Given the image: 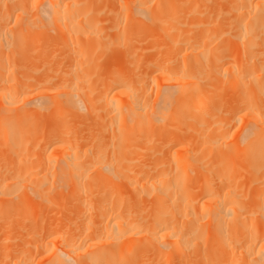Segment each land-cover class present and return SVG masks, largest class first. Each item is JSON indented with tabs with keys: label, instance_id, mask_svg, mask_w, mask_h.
<instances>
[{
	"label": "bare ground",
	"instance_id": "bare-ground-1",
	"mask_svg": "<svg viewBox=\"0 0 264 264\" xmlns=\"http://www.w3.org/2000/svg\"><path fill=\"white\" fill-rule=\"evenodd\" d=\"M211 1L129 0L128 3H125L122 0L123 4L119 8L109 9V12L111 10L115 15L113 22L104 23L102 22L104 17L101 19L99 14H92L94 11L100 10H94V5H89V0H0V46L2 47H0L2 49L0 54L3 57L7 52L10 53L9 50L12 46H15L14 48L17 47V49L12 50L13 56L20 58L22 54L25 55L31 51L28 47L33 43V40L35 42L38 37L49 35L50 40L47 42L51 43L53 48L55 45L58 46V49L53 50L52 47L50 49L54 51V55L63 54L65 57L63 60L66 59L65 64L67 62L66 65H68L65 66L61 60L63 67H67V69L64 68L66 70L62 71V67H60L59 72L57 67L55 71L60 74H56V72L51 74L52 78L47 79L50 84L44 79V76L42 78L46 82L42 81L41 77L40 79L39 77L35 78L34 74L31 75V79L26 77V80L22 74V82L20 79H16L17 77L21 78L19 73H16V77L13 75V78L11 75L15 74L17 69L19 72L16 64L21 61H17L15 64L16 59L19 58L13 57L14 63H11L9 60L11 55L7 54L9 57L6 56L7 60L10 63H8V67L5 66L7 68L5 71L9 73V76L7 73L6 75L10 79L4 77L5 67L2 69V66L5 65V62H2L3 65L0 63L1 111L6 113L9 109L7 113L12 110L10 113H13L14 110L19 113L21 110V115L29 112V110L25 112L23 108L16 109L18 106L15 103L19 101L18 98L22 92L19 93V89H17L18 92H16L17 90L8 91L5 89L6 85H9V90H12V87H22L20 84L27 82L24 85L29 90L30 85H32V89L35 85L29 84L30 82L36 84L43 82L45 83L43 85L48 83L47 92L52 97L49 101L48 93L44 92V97L48 98L46 102V99L39 95L40 98H43V102L40 99L38 106L43 107L52 99L53 102L50 104L55 113L53 117L56 119L53 121H58L59 127L63 126L64 129H68L66 123L70 122V117L67 114L78 113L82 109L87 114H94L95 119L93 120L98 122L99 128L102 127V131L95 132L91 125L89 130H83L84 133L80 132L82 135H86L89 131L90 134L92 133L90 136L88 133L86 138L77 135L79 132H75V129L78 128L73 129L74 131L65 129L62 134L52 131L49 137L52 152L49 153L51 156L47 155L48 160H51L49 163L52 169L47 164L45 165V167L48 166L47 171L52 170L50 171L52 173L48 174L52 180L47 175L51 182L49 181L48 185L50 189L45 190L52 192L51 196L49 195L51 204L55 203L60 196L61 200H58L61 203L64 202L62 203L63 208H65L64 206L69 207L72 203L69 204V198L64 201V197H72L73 206H71L77 209L78 213L75 216L72 213V215L66 214L68 217L66 221L65 218L64 220L63 217L61 218L66 225L64 223H57V225H64L62 227L65 228L64 230L58 231L56 224H54L56 230H52L54 225H50V235L45 236V241L34 245L36 248V252L33 251L34 255L27 254L28 257L26 256L27 251L31 253L30 249L35 250L33 245L29 249L27 247L29 244H27L28 249H25L26 252H24L20 250L23 247L20 245L19 248L18 243L19 250L15 248L17 252H12L17 254H13L15 259L12 264H33L35 260V264L37 260L38 263H42L44 260L42 264H142V259L146 260L145 264H264V212L262 209L264 195L261 190L264 178V111L261 108V105L264 106V0H224L225 3L222 0L225 7L223 9H226L224 15L218 13V9L222 6V4L220 6L221 0H219V6L216 3L218 9ZM124 4L128 11H121ZM210 4L212 10L224 18L219 16L220 21L211 19L210 15L207 18L211 9L209 8ZM206 5L209 10L202 7ZM199 7L201 10L204 9L205 13L208 12V14H204L200 11L204 16L206 15V18L203 15L202 18L201 13L199 16L196 15L199 12ZM133 13L142 24L139 27L144 28L152 24L151 29L154 28L153 33L156 32V39L157 36H160L159 39L164 37H166L164 39H168L165 41L158 39L162 43L158 42L157 44H160L159 49H164L160 46L165 43L163 44L167 47L165 49L168 51L170 48L171 52L170 50L167 52L168 55L166 58L164 56L165 59L161 58L166 55V51L165 54H162L164 50L158 51L161 52V55L157 53L158 48L155 50L157 45L153 44L155 40L151 39V35V41H149L150 43L146 42L147 46L144 47L142 55H145L154 45L153 48L155 47L156 52L155 56L154 54L152 56L154 58L145 60L142 56L137 57L134 59L135 61H132V64L136 65L134 70L127 69V66L112 68L110 75L104 78V82L99 87L88 85L89 90L85 92L81 88V84L86 81V77L85 74L78 72L82 63L76 64L77 60L83 59L87 65L92 63V54L98 51L100 46H103L102 41L109 36L111 30L115 31L118 36L108 37V43L111 46L119 47L122 41L120 38L130 32L129 30L126 32L125 28L131 21L132 16L130 15ZM215 15L213 18H216ZM106 19L108 22V18ZM153 24H156L155 27H152ZM136 27L134 30L142 33L143 29ZM156 27H159V31L163 35H160L161 32L159 33ZM120 34L123 36L121 37ZM148 34L150 35V33ZM123 39L125 40V37ZM169 40L170 42H166ZM133 42L132 34L126 36L124 42L126 45ZM167 44L170 45L169 48ZM24 46L28 51L24 52ZM56 49L61 52H56ZM1 55V60L6 59V57L2 59ZM156 56L164 60L160 61ZM73 57L77 60H73ZM143 60L148 68L147 74L151 78V81L146 84L144 77L140 76L141 70L138 69ZM75 64L77 67H74ZM23 65L20 64V66ZM40 68L38 67V70H41ZM159 69L161 70L158 71ZM61 72L64 73L61 74ZM33 77L39 81L32 82ZM48 77L50 76L48 75ZM27 78L30 80L29 83ZM155 81H157V91L154 87ZM149 88L152 89L151 92L148 91ZM40 89L45 90L42 87ZM29 91H26L25 95L31 94L30 97H33L37 93L32 94L35 90L31 93H28ZM228 93L233 94V99L230 102L227 99ZM23 97L21 100L26 98L23 99ZM34 98H37L36 101H38V94L31 98L33 100H30V103L33 102L34 105H37L38 102ZM6 100L10 101L9 104H13L10 106H14V109L4 102ZM26 101L24 102L29 103V100ZM79 101H83L84 107H79ZM227 101L228 103H226ZM50 104L48 106H51ZM24 108L27 109V106ZM52 111L50 110V112ZM38 114L40 113L38 112ZM1 115L5 117L4 114ZM3 117L0 119V136L3 135V129L8 135L4 134L2 136L4 138H0L3 140L2 142L0 140V144L4 143L8 148L7 151L12 152L11 148L17 142L14 135L16 132L13 129L15 126L11 125H15L11 120L15 116L12 115L9 120L8 118L5 120ZM87 118L90 119L88 116ZM5 121L11 126L6 123V128ZM97 122L95 123L97 124ZM35 125L33 123V126ZM71 125L68 127L72 128ZM170 125L174 127V130L170 134H166L167 137L164 138L160 131H164V128H168ZM16 127L18 128V126ZM116 127L119 129L118 132H116ZM32 128L31 132L34 134V127ZM35 136H33V140ZM82 137L84 140L91 139L90 143L94 141L93 145L85 140L87 142L85 144L90 146L83 144L85 145L83 148ZM24 138L26 139V137ZM49 138H47V142L50 141ZM37 142L39 143V140L36 141V144H38ZM8 146H11L10 150ZM22 146L27 147L28 145ZM39 146H37L39 149H41L40 147L44 148L43 144ZM5 147L3 145V148H0L7 152ZM14 147L13 150L16 151L17 146ZM2 149L0 150L3 151ZM28 150L29 147L26 152ZM15 151L12 153L15 154ZM17 159L13 161L16 163ZM23 159L25 158L23 157ZM3 162L5 164V161ZM15 163L12 162L13 166L19 165ZM2 166L0 165V169L3 170ZM6 166H4V170L10 169V165L9 168ZM13 166L12 170L18 168V166L17 168ZM31 166H26L27 168L24 167L19 171L24 172L25 169H28L27 172H29ZM2 170L0 173L3 172ZM12 170L8 171H11L12 174L15 173ZM8 171L7 174L10 176ZM30 171L36 173L35 170L30 169ZM40 172L37 176L40 175ZM7 174L6 177H8ZM22 174L20 173V175ZM30 174L31 178L34 177L32 173ZM11 176V180L7 178L11 181L10 186L7 185L8 180L3 183L4 179L1 181L0 178L3 183L0 186L4 190L6 189L5 192L7 195L9 194L8 196L14 192L10 193L9 189L12 188L15 191L17 189L15 186L13 189L12 184L15 185L17 182L19 184V180L23 181V178L26 177L24 175L19 177V174ZM196 176L201 177L199 181L195 180ZM12 178L14 179L12 180ZM15 179L18 181L13 182ZM25 179L28 180V176ZM29 180L32 181L34 178L32 180L29 178ZM40 181L41 179L38 182L41 183ZM24 183L27 184L26 181ZM24 183L22 182L23 185H25ZM3 185L8 187L9 193ZM41 185L39 188L43 187ZM36 186L38 187L37 184ZM32 187L30 186V188ZM1 189L0 193L2 192L6 197V193ZM46 191L45 193H47ZM27 192H25L26 195L24 194L26 199L24 195H22L23 198L15 196L22 205L32 200L30 196L27 198L29 194ZM32 193L34 194V192ZM39 193L41 194L40 191ZM42 194L41 197L46 195ZM60 194L64 195V200ZM37 195H35L36 198ZM15 198L12 197L13 200ZM43 199H40L41 202L44 201ZM7 200L9 201L8 198ZM41 202L42 206L44 202ZM44 204L47 202L45 201ZM18 205H20L18 208H21L19 202ZM58 205L60 204L55 207ZM25 206L27 212L19 208L22 213L19 211L17 215L23 214V212L34 213L36 210L34 206H32L33 209L27 208L30 205L25 204ZM38 206L40 205L38 204ZM45 207L46 205L42 207L43 209L37 207L39 209L36 210L37 213L43 211ZM62 207L60 209L59 206L61 212ZM15 209H17V204ZM47 209L44 210L46 213ZM59 209L57 207V210ZM65 210L67 209L65 208ZM60 211L57 212L60 214ZM54 212L51 213L55 214ZM13 214L10 215L13 216ZM32 214L23 215L35 217L31 216ZM17 217L20 218V216ZM43 218L45 219L46 216ZM20 219L19 221L16 219V221L23 220ZM12 222L8 223L10 230L7 232V244L13 241L16 237L14 234L21 227L18 228V222H16L17 224ZM26 222H24L26 228L37 225V223H34L35 226L31 225L30 221L26 225ZM33 222L31 221L32 224ZM11 223L13 227H11ZM40 223H38V227L44 226ZM3 224L6 226L5 221ZM2 226L0 227L2 228ZM45 226L48 227L46 224ZM16 227L18 229L13 230V233L11 228L16 229ZM46 227L44 228L48 231L49 229ZM35 228L33 231L37 232V228ZM40 228L44 232L43 227ZM40 228H38L39 231ZM18 231L19 239H21L20 237L23 236L21 233L25 230L22 231L20 228ZM35 231L33 233H36ZM38 234L43 235L40 232ZM49 236L51 237L47 240ZM54 239L59 243L54 242ZM22 240L20 241L22 242ZM53 242L58 246H51ZM25 244L23 245L25 246ZM2 250L6 251V247ZM8 256L6 254V257ZM23 256H25L24 259L21 258ZM4 261L6 260H0V264H11L10 260H7L8 263Z\"/></svg>",
	"mask_w": 264,
	"mask_h": 264
},
{
	"label": "rangeland",
	"instance_id": "rangeland-1",
	"mask_svg": "<svg viewBox=\"0 0 264 264\" xmlns=\"http://www.w3.org/2000/svg\"><path fill=\"white\" fill-rule=\"evenodd\" d=\"M78 1H81V0H78ZM123 1H125V3H128L129 2V0L127 1V0H123ZM224 1V0H223ZM222 0L220 1L221 3H220V6H221V4H222V8L220 7L219 9H218V7H216V5L217 6H219V0L217 1V0H212L211 1V3L212 4H215V8L216 9H218V13H223L222 15H224V12H225V10L226 9H223V8H225L224 7V5H223V3H225V1L223 2ZM89 2H90V4L89 5H94V10L96 9H98V10H100V11H98V12H100V13H98V12H96V11H94V13H92V14H94V15H98L99 14V17L101 18H103L104 17V19L106 20H104V19H102V22H104V23H109V22H113V20H114V14H113V12H111V10L112 9H114L115 10V8H119V6L121 5V4H123L122 3V0H89ZM131 2V1H130ZM209 2H210V0H209ZM223 2V3H222ZM217 3V4H216ZM208 5V4H207ZM202 6V7H204L205 9L206 8H208V6ZM226 6H227V3L225 4ZM96 7V8H95ZM113 7V8H112ZM115 7V8H114ZM214 7V6H213ZM101 8V9H100ZM106 8H108V9H106ZM111 8V10H110V12H109V9ZM209 8H211L210 10H209ZM208 9H206V10H209V14H208V12H206L208 15L206 16L207 18L209 17V15H210V18L211 19H215V20H219V16H220V14H219V16L216 14V12L215 11H213L212 10V7H211V4H210V7H209ZM214 8V10H216ZM203 9V8H202ZM220 9L222 10L223 9V11H220ZM102 10V11H101ZM119 10V9H118ZM123 10H126V11H128L127 10V7L125 6V4H124V6H123V9L121 10V11H123ZM204 10V9H203ZM203 10H201L200 9V7H199V12L196 14V15H198L199 16V14L201 15V17H202V15H203V13L204 14H206ZM212 10V12H210ZM200 11H202V12H200ZM96 12V13H95ZM102 12V13H101ZM104 12V13H103ZM213 12H214V14H213ZM110 13V14H109ZM114 13H115V11H114ZM217 16H216V15ZM107 15H109V16H107ZM111 15H113V16H111ZM195 15V16H196ZM213 15H215V17L216 18H213L214 16ZM130 16H132L131 18V21L129 22V24L126 26V32L129 30L130 32L128 33V35L130 36L131 34H132V37H133V43H131L130 45H126V43H124L125 41H126V36H128L127 35V33H126V36H124L125 37V40L123 39V38H120L122 41H121V45H119V47H117V46H114V45H112L111 46V44H109L108 43V37L110 38V36L111 35H113V37L116 35L115 34V31H109V36H107V38L106 39H104L103 41H102V45L103 46H100L99 48H98V51H96L95 53H93L92 54V58H93V60L91 61L92 63H90L89 65H87V64H85L84 63V60L82 59V60H77V59H75L74 57H73V60H77V63L76 64H79V63H82L81 64V69L80 70H78V72H80L81 74H85V77H86V81H84L82 84H81V88H83L84 90H85V92H88V90H89V87H88V85H92V86H96V87H99L103 82H104V78H106L107 76H109L110 75V72H111V69L113 68V69H115V68H120V66L121 67H128L127 69H133L134 70V68L136 67V65H134V64H132L133 62L132 61H135L134 59H136L137 57H139V56H142V58L143 59H145V60H148V59H150V58H154V57H152L153 56V54L154 53H156L155 52V50H157V48H158V50H157V53L159 54L160 53V55H161V52H158V51H163L164 50V52H162V54L164 53L165 54V51H166V55H163V56H161V58H164V56H165V58H166V56L168 55V51L170 50V52H171V49L169 48V46H168V44H170V43H168L167 44V46H168V48H169V50L167 51L165 48H167V47H165V45H163V44H165V43H163V44H161L162 46H160V48L162 47H164V49H159V45L157 44L158 42H160L159 40L160 39H164V38H166V37H164V38H160L159 39V37L157 36V39H156V37H155V33H153L155 30H154V28H153V30L151 29V25L149 24L148 26H143L144 28H142V27H139L140 25H142L139 21H138V17H135L136 16V14H135V16H134V13L133 14H131ZM204 16V15H203ZM204 16V17H205ZM205 17V18H206ZM218 17V18H217ZM221 18L223 17L224 18V16H220ZM226 17V16H225ZM106 18H108V22H107V19ZM203 18V17H202ZM104 20V21H103ZM214 20V21H215ZM224 20V19H223ZM220 21V20H219ZM221 21H222V19H221ZM217 23H219L218 21H217ZM155 25L156 24H153V26L152 27H155ZM216 25H218V24H216ZM219 25H220V23H219ZM218 25V26H219ZM135 26H137L136 28H142L143 30H142V33L140 32V31H138V32H136L134 29V27ZM145 29V30H144ZM156 29H158V31L160 30L159 29V27H156ZM131 30H133V31H135L134 33H132L133 31H131ZM196 31V30H195ZM124 32V31H123ZM122 32V33H123ZM140 32V33H139ZM144 32V33H143ZM161 31H159V33H160ZM107 33H108V31H107ZM111 33H113V34H111ZM125 33V32H124ZM123 33V34H124ZM148 33H150V35L148 34ZM123 34H122V36H123ZM144 34V35H143ZM153 34H154V36H153ZM151 35H152V37H151ZM159 35V34H158ZM160 35H163L162 34V32L160 33ZM116 36H118V35H116ZM120 36H121V34H120ZM119 36V37H120ZM121 36V37H122ZM150 37H151V39H154L155 40V42H154V40H153V44H155L156 43V45H157V47H156V49H155V47L153 48V46H152V48H153V50H152V48L151 49H149L148 50V52L147 53H145V55H142V53H143V50H144V47L145 46H147V43L146 42H149V41H151V39H150ZM154 37V38H153ZM163 37V36H162ZM39 38V39H38ZM37 38V40H35V42H34V40H33V43H31L30 44V47H28V49H30L31 51H29V53H26L25 55H23L22 54V56H20V58L19 57H17V56H13V54H14V47H13V49H12V47L10 48V50H9V54H8V52L6 53V56L8 57V55H11V57H10V61H11V63H14V61H13V57H17V58H19V59H21V60H19V59H16V61H15V64H16V62L18 61H21V62H19V63H17L16 65H18L17 67L19 68V72H17L18 71V69H17V71L15 72V74L13 73V74H11L12 75V78H13V75H15V77H16V73H19V76L21 75V78H22V74H24V79L26 78V77H29L30 79L32 78V76L31 75H33L34 74V76H35V78L37 77H39V79H40V77L42 78V76H44V79L45 80H47V79H49V78H52V76H51V74H55L54 72H56L55 70L57 69V67H58V71L60 72V67H62V71H63V69L64 68H66L67 69V67H63V65H62V61L64 62V65L65 66H68V65H66L67 64V62H66V64H65V60L66 59H64L63 60V58H65L64 56H63V54H58V55H54V51L53 50H55V48H57L58 49V46H54V48L52 47V44L51 43H48L47 41H49L50 40V36L48 35H44V36H42V37H38ZM49 38V39H48ZM159 39V40H158ZM123 40H124V42H123ZM158 40V41H157ZM165 40H168V39H164V41ZM161 41H163V40H161ZM166 42H170V40L169 41H166ZM150 43V42H149ZM160 43H162V42H160ZM29 44V43H28ZM108 44H109V46H108ZM49 45H51V46H48ZM155 45V46H156ZM111 46V47H110ZM115 48H114V47ZM1 47V46H0ZM22 47V46H21ZM20 47V48H21ZM26 46H24V48H25ZM33 47V48H32ZM48 47V48H47ZM50 47H52V49H50ZM2 48V47H1ZM19 48V47H18ZM19 48V49H20ZM27 48V47H26ZM26 48H25V51L24 52H26V51H28V50H26ZM16 49H17V47H16ZM15 49V50H16ZM38 49V50H37ZM56 49V50H57ZM101 49V50H100ZM0 50H2V49H0ZM13 50V51H12ZM59 50H60V48H59ZM63 50V49H62ZM12 51V52H11ZM1 52V51H0ZM56 52H61V51H56ZM35 53V54H34ZM8 54V55H7ZM55 54H57V53H55ZM158 54H156V55H158ZM1 55V54H0ZM44 55V56H43ZM54 55V56H53ZM2 56V55H1ZM5 56V54H4V57H6ZM29 56V57H28ZM34 56V57H33ZM154 56H155V54H154ZM4 57L2 56V59H4ZM7 57H6V59H4V60H1V57H0V63L2 64V62L4 63L5 62V65L4 66H2V69H4V67L5 66H9V64L8 63H10L8 60H7ZM36 57H38V58H36ZM40 57V58H39ZM55 57V58H54ZM62 59H61V58ZM157 57V56H156ZM9 58V57H8ZM27 58H29V59H27ZM68 58V57H67ZM128 59V63H127V59ZM161 58H158L157 57V59H159L160 61L162 60H164V59H161ZM129 59H130V61H129ZM62 60V61H61ZM13 61V62H12ZM30 61H32V62H30ZM34 61H36V62H34ZM69 62H71V61H69ZM20 64L21 65H23V64H26L25 66L23 65V66H20ZM69 64V63H68ZM76 64H75V66L74 67H77L76 66ZM115 64V65H114ZM3 65V64H2ZM35 65H37V66H35ZM1 66V65H0ZM44 66V67H43ZM114 66V67H113ZM135 66V67H134ZM24 67V68H23ZM38 67L41 69V70H38ZM1 68V67H0ZM22 70H21V69ZM37 68V69H36ZM43 68V69H42ZM138 68V67H137ZM136 68V69H137ZM7 68L5 67V69H4V71L6 70ZM24 69H25V71H26V73L27 74H29V75H27L26 73H24L25 71H24ZM28 69V70H27ZM48 69V70H47ZM66 69H64V70H66ZM138 69H140L141 70V72L142 73H140V76H142V77H144V83L146 84V83H148L149 81H151V78L148 76V74H147V72H148V68H147V66H146V64H145V61L143 60L142 61V64L140 65V68H138ZM42 70H44V71H42ZM46 70V71H45ZM161 69H159L158 71H160ZM38 71H40V72H38ZM58 71L56 72V74L58 73ZM138 71V70H137ZM1 72V71H0ZM21 72V73H20ZM31 74H30V73ZM46 72V73H45ZM2 73H3V70H2ZM6 73H7V75L9 74L7 71H5L4 72V74H5V78L6 77H8L7 75H6ZM38 73V74H37ZM64 72H61V74H63ZM46 74V75H45ZM50 76V77H48V75ZM58 74H60V73H58ZM26 75V76H25ZM36 75H38V76H36ZM17 76H18V74H17ZM47 76V77H46ZM9 78V77H8ZM21 78L19 77H17L16 79H20V81H22L23 82V78H22V80H21ZM10 79V78H9ZM39 79H34V77H33V79L31 80L32 82L33 81H36V82H38L39 81ZM43 78L41 79L42 81L44 80ZM26 80V79H25ZM24 80V81H25ZM27 80H28V78H27ZM44 80V81H45ZM30 82V80H28V83ZM46 82V81H45ZM47 82H48V80H47ZM21 83V82H20ZM27 82H24V84H26ZM49 84H50V82H48ZM48 83L46 84V85H43V84H45V83H43L42 82V84H41V82H39L38 84H40L39 86H41L43 89H45V90H41L40 88H38L39 86H38V84H36V83H29V84H35L34 86H33V89H32V85H30V87H29V90L28 89H26V88H28L26 85H24V84H20L22 87H24L23 88V90H22V87H20V86H16V88L15 87H12V90H9V85H6L5 83V85H6V87L7 88H5V86H3L6 90H8V91H11V92H13V90H17V89H19V93H21L20 94V96H19V98H18V100L19 101H17V103H15V104H17L16 106H18L17 108H16V106H15V108L16 109H18V110H20L19 108H23V110L25 111V112H27L28 110H29V112L28 113H24L23 111H22V113H24V114H22L21 115V110L19 111V113H17L18 111L17 110H14V114L13 113H10V112H12V111H10V112H8L7 113V111L9 110L8 108V110L6 111V113L5 112H2L1 111V108H0V112H2V113H0V115L1 114H4V116L5 117H3L2 115H1V118L3 117V119H5V118H8V120L12 117V115H14L15 117H13V119H11V120H13L12 122L13 123H15V125L14 124H11V125H13V126H15L13 129L15 130L14 132H16V134H18L17 136H16V134H14L15 135V138H16V140H17V142H16V140H15V142H16V144L14 145V146H17L16 147V151H15V149L13 150V147L11 148V151L12 152H14L15 151V154L14 153H12V152H9V151H7V149L8 148H6L5 147V144L3 143V144H0V145H2V146H0V147H2L3 148V145H4V147L6 148V151L7 152H9L8 154H6L5 155V153H7V152H5L2 148H0V149H2L3 151H1V153H0V162H1V166L4 164V162L3 161H5V164L2 166L3 167V170L2 169H0V171L2 170L3 172H1L0 174L2 175H0V178H1V181H3V179H4V182L3 183H5L7 180L9 181V179H7V178H10V176H11V174L12 173H10L11 171H8V170H12V166H13V164H12V162L13 163H15V161H13V160H15V159H17L18 157H19V159H17L16 160V163L15 164H19V165H17L18 166V168H17V166L16 165H14L17 169H15V170H12V172H15V173H13L12 174V176L14 177V174L17 176V174H19V177H23V175H24V177L26 176H28V180L27 179H25V178H23L24 180L22 181L21 179L19 180L20 182H19V184H18V182H17V184H15L14 185V183L13 182H16V181H18L17 179H15V181H13L12 183V187H13V189H15L14 188V186L17 188L16 189V191L15 190H12V188H11V190L9 189V191H10V193L12 192V191H14L13 193H11L10 194V196H8L7 195V193L5 192L6 191V189L4 190V188H2L1 186V188L4 190V192L6 193V197L9 199V201L7 200V198L5 197V194H3L2 192L0 193V194H2V195H4V196H2V195H0V205H1V209H0V226H2V228L0 227V260L1 261H3V259L4 260H10V263L12 264V262H13V260L15 259V256H13V254L14 253H12V252H14V251H16L17 252V250H19V248L22 246L23 248H20V250L21 251H24L25 249L27 250L28 248L30 249L31 248V246L33 245V247H34V249L35 250H32V249H30L32 252L30 253H28V251L26 252V251H24V252H26V256H27V254L30 256L31 254H33V251H35L36 252V248H35V246H36V244H38V243H41V241L43 242V241H45L46 240V238H45V236H47V235H50L49 234V232H50V227L52 226V225H54V224H56L57 225V223H64V221H62V219L64 220V218H65V221H66V218L68 219V217H66L67 215H69V213H70V215H72L73 214V216H75L77 213H78V211H77V209H75L74 207H72L73 205H72V203H73V200H72V197H64V195L63 194H60V195H62L61 197L63 198H65V200H64V198H63V200L64 201H67V198H69L68 200H70L69 201V207H67V206H64L67 210H65V208H63L62 207V203H64V202H59V200L58 199H60V196H58V198L56 199V202L55 203H53V204H51V201H50V197H49V195L51 196V193L52 192H50V190H48L49 192H47L46 190H47V188H49L50 189V186H48L50 183H49V181L51 182V176H49L48 174H51L50 173V171H52V170H48L49 171V173H48V171L46 170V168L48 167V166H50V169H52L51 168V165H50V161L48 160V158H47V155H48V157L49 156H51L49 153L50 152H52V150H51V146H50V144H51V140H50V135H51V133H52V131H57V133L58 134H62V133H64V130L66 129H64V127L63 126H61V127H59L58 126V121H53V119H55V117H53L54 116V111H52V99H51V104L50 103H48V104H50L51 106H48V104L46 103L48 100V98H49V101H50V97H52V96H50L49 95V93L47 92L48 90H47V86H48ZM1 86H2V84H1ZM0 86V91H1V87ZM26 86V87H25ZM29 86V85H28ZM36 86V87H35ZM46 86V88H44V87ZM154 87H155V90L157 91V81H155L154 82ZM35 88V89H34ZM38 88V89H37ZM26 89V91H29L28 93H31V91L33 92L34 90H35V92H33L32 94H34V93H36V95L38 94V101H36V99L34 98V100L36 101V102H38L37 103V105H34L35 103H33L32 101V103H30V100H33V99H31V98H33V97H36V95L34 94V96L32 97H30V95L31 94H26V95H28V96H26L25 95V93H27L26 91H24ZM40 91V93H38V91ZM24 91V92H23ZM148 91L149 92H151L152 91V89L151 88H149L148 89ZM16 92H18V90L16 91ZM47 94V95H49V97L46 99L45 97H44V95H45V93ZM42 93H44L43 95H42ZM21 95H25L24 97H23V99L24 100H21L22 99V97H21ZM39 95H41V96H43V98H45L44 100L46 101V102H44V103H46V105L44 104L43 105V103H42V105H43V107L40 105V107L38 106L39 105V101H40V99H41V102H43L42 101V99L43 98H40V96ZM228 96L229 97H227V99H228V101L230 102L232 99H233V94L232 93H228ZM231 96H232V98H231ZM29 100V103L27 102V101ZM24 101H26L27 103H25ZM34 101V102H35ZM228 101L226 102V103H228ZM5 103H7V105L9 104V102L10 101H4ZM221 102V101H220ZM4 103V104H5ZM21 104V106H19V105ZM11 105V103L8 105V106H10ZM13 105V104H12ZM11 105V106H12ZM3 106H5V105H3ZM10 106V108H13L14 109V106L13 107H11ZM26 107L27 106V109L26 108H24V107ZM47 106V107H46ZM2 107V106H1ZM37 107V108H36ZM38 107H39V109H38ZM42 107V108H41ZM79 107H84V104H83V101H79ZM6 108V107H5ZM45 108H47L46 110H45ZM49 108V109H48ZM261 108H262V110L264 111V106L263 105H261ZM3 109V108H2ZM36 109V110H35ZM41 109V111H38L40 114H38V112H37V110H40ZM6 110V109H5ZM43 110V111H42ZM50 110L53 112V114H52V112H50ZM83 110V109H82ZM82 110H80V111H78V113L77 112H72V113H68L67 115L70 117V122H68V124L66 123V125H67V128L68 129H72V131H74L73 129H75V128H78L77 130L75 129V132H82V133H84V131H86L87 129L89 130L90 129V126L92 125V128L94 129V131L96 132H98V131H102V127H100L99 128V126L100 125H98V122L97 121H94L93 119H95V115L94 114H87V112L86 111H82ZM3 111H4V109H3ZM15 111H16V113H15ZM82 111V112H81ZM41 112H42V114H41ZM50 112V113H49ZM84 112H85V114H84ZM10 115V116H7V115ZM15 114H17V115H15ZM87 116L90 118V119H88L87 118ZM94 118H93V117ZM10 117V118H9ZM0 118V119H1ZM2 119V120H3ZM16 119H18V120H16ZM85 119H88V120H85ZM6 120V119H5ZM7 120V121H8ZM25 120V121H24ZM37 120V121H36ZM56 120V119H55ZM72 120V121H71ZM91 120H92V122H91ZM83 121V122H82ZM4 122V121H3ZM9 122V121H8ZM11 121H10V123H12ZM18 124H17V123ZM27 122V123H26ZM38 122V123H37ZM87 122V123H86ZM90 122V124H88ZM95 122H97V124L95 123ZM7 122L5 121V124H6ZM26 123V124H25ZM33 123H35L36 125L35 126H33ZM85 123V124H84ZM7 124H9V123H7ZM7 124H6V128H7ZM37 124H38V126H37ZM70 124H72L71 125V127L72 128H69L70 127ZM82 124V125H81ZM94 124H96L95 126H94ZM10 125V124H9ZM8 125V126H9ZM10 125V126H11ZM78 125V126H77ZM16 126H18V128L16 127ZM30 126V127H29ZM37 126V130L35 129V127ZM69 126V127H68ZM94 126V127H93ZM98 126V127H97ZM29 127V128H28ZM32 127H34V134L31 132V131H33V128ZM66 127V126H65ZM95 127H97V128H95ZM174 127L173 126H168V128L166 127V128H164L165 130V132L163 131V130H161L160 132V134H162V136L164 137V138H166L167 137V135L168 134H170V132H172V130H174L173 129ZM8 129H9V127H8ZM18 129H19V131H18ZM32 129V130H31ZM68 129H66V130H68ZM168 129V130H167ZM24 130V131H23ZM84 130V131H83ZM92 130V129H91ZM118 127H116V132H118ZM167 130V131H166ZM9 131H11V130H9ZM71 131V130H70ZM13 132V131H12ZM19 132V133H18ZM88 132V131H87ZM91 132H93V130L91 131ZM94 132V133H95ZM10 133V132H9ZM29 133V135H26L25 136V134H28ZM77 134L78 136L79 135H82L81 133L80 134ZM86 133V132H85ZM89 133V134H88ZM88 133H86V135L88 134V136H90V135H92V133L90 134V131L88 132ZM2 134L4 135L5 134V136H7L8 135V133L6 134V130H4L3 129V132H2ZM22 134V135H21ZM33 134V135H32ZM167 134V135H166ZM3 135H1L0 136V138H4V137H2ZM24 135V136H23ZM36 135V136H35ZM86 135H82V136H85L84 138H86ZM21 136H23L22 138H20ZM32 136V137H31ZM33 136H35V139L33 140ZM44 136V137H43ZM161 136V135H160ZM17 137H18V139H17ZM24 137H26V139L24 138ZM28 137V138H27ZM29 137H31V138H29ZM42 137H43V139H42ZM79 137H81V136H79ZM20 138V139H19ZM47 138H49V142H47ZM83 138V137H82ZM81 138V139H82ZM84 138L82 139V142H84V143H82V147L84 148V146L87 144V140L88 139H85L84 140ZM30 139V140H29ZM1 140V139H0ZM29 140V141H28ZM37 140H39V143L38 144H36V141ZM3 140H1V142H2ZM21 141V142H20ZM27 143H26V142ZM34 143H33V142ZM89 141H91V139L90 140H88V142ZM14 142V143H15ZM25 142V143H24ZM30 142H32V143H30ZM46 142V143H45ZM92 142H94V141H92ZM91 142V143H92ZM20 143V144H19ZM50 143V144H49ZM86 143V144H85ZM90 143V142H89ZM91 143H90V145H91ZM24 144H26V145H28L27 147H25V146H22V145H24ZM42 144H43V146H44V148H42V147H40V146H42ZM83 144H85V145H83ZM20 145H21V147H20ZM38 145H40L39 147L41 148V149H39L37 146ZM89 145V144H88ZM88 145H86V146H88ZM89 145V146H90ZM92 145H93V143H92ZM20 148H19V147ZM35 146H36V148H35ZM46 146V147H45ZM9 147V146H8ZM11 147V146H10ZM10 147H9V150H10ZM24 147V148H23ZM29 147V150L26 152V150H27V148ZM48 147V148H47ZM50 147V148H49ZM15 148V147H14ZM44 151H43V150ZM47 149V150H46ZM21 150V151H20ZM23 150H24V152H23ZM32 150V151H31ZM4 154H3V153ZM40 152H42L41 154H40ZM46 152H47V154H46ZM11 153V154H10ZM16 153H17V157H16ZM33 153H34V155H33ZM36 153V154H35ZM14 154V155H13ZM19 154V155H18ZM25 154V156H27V157H25V156H23V155ZM52 154V153H51ZM9 155V156H8ZM38 155H40V156H38ZM42 155H45V156H42ZM3 156V157H2ZM13 156V158L11 159V157ZM14 156H15V159H14ZM42 156V157H41ZM56 156V155H55ZM23 157L25 158V159H23ZM41 157V158H40ZM44 157V158H43ZM7 158V159H6ZM22 158V160H20ZM40 158V159H39ZM49 159H51V158H49ZM10 160V161H9ZM25 162H24V161ZM31 162V165L32 164H35L34 166L32 165H30V162ZM38 160H41V161H38ZM47 160V161H46ZM21 162V166H20V162ZM23 161V162H22ZM26 161H27V163H26ZM41 162H42V164H41ZM46 162H48V163H46ZM25 163V164H24ZM40 163V164H39ZM23 164H24V167H26V166H31L30 167V169L33 171V170H35L36 171V173H34V172H31L30 171V169H29V172H27V170L25 169V173L23 172V171H19V170H22L24 167H22L23 166ZM29 164V165H28ZM44 164V165H43ZM48 165L47 167H45V165ZM8 166V168H9V165H10V169H6V170H4L5 169V167L4 166ZM26 165V166H25ZM42 165V166H41ZM6 166V167H7ZM13 166V167H14ZM39 166H40V168H39ZM14 167V168H15ZM19 167H20V169H19ZM22 167V168H21ZM45 169H44V168ZM13 168V169H14ZM27 168V167H26ZM32 168H34V169H32ZM40 170H39V169ZM16 170H18V171H16ZM46 170V171H45ZM7 171H8V173H10V176H9V174H7ZM39 171H41V172H43L42 174L44 175V178H43V175L41 174V172H40V175H38L37 176V174L39 173ZM17 172H20V173H23L22 175H20V173H17ZM46 172H47V174H46ZM27 173H28V175H27ZM30 173H32L33 175L32 176H34V177H30L31 176V174ZM4 174V175H3ZM6 174L8 175V177H6ZM26 174V175H25ZM47 175H48V177L51 179V180H49L48 179V177H47ZM11 176V177H12ZM38 177V181H39V179H41V183H42V185H41V183H39L38 181H37V177ZM46 176V177H45ZM18 177V178H19ZM197 177V176H196ZM16 178V177H15ZM29 178L32 180L33 178H34V180H32V181H30L29 180ZM43 178V179H42ZM195 178V177H194ZM200 176L199 177H197V178H195V180L196 179H198V181L200 180ZM6 179V180H5ZM14 178H12V180H13ZM36 179V180H35ZM47 179V180H46ZM10 180H11V178H10ZM0 181V182H1ZM26 181V183L27 184H25L24 182ZM28 181V182H27ZM33 182V181H35V182H33V183H30V182ZM46 181V182H45ZM48 181V182H47ZM197 181V182H198ZM11 181H9V182H7V185L8 186H10L9 185V183H10ZM22 182L25 184V185H23L22 184ZM43 182H45V183H43ZM2 182L0 183V185H2L3 184ZM32 184V185H29V184ZM23 186V188H22V186ZM36 184L38 185V187L36 186ZM27 185V186H26ZM40 185H41V187L42 188H39L40 187ZM19 188H18V187ZM25 186V187H24ZM30 186L32 187H36L34 190L36 191H34L32 188H30ZM47 186V187H46ZM3 187H6L5 185H3ZM45 187V188H44ZM262 191H263V195H264V178L262 179ZM0 188V189H1ZM7 188V192H8V187H6ZM22 188V189H21ZM24 188H26V189H28L27 191L29 192V194H28V192L26 191V189H24ZM52 188V187H51ZM1 189V190H2ZM21 189V190H20ZM30 189H32L31 191L32 192H34V194L35 195H37L38 193H39V191L41 192V194L42 193H44V194H46V195H44V196H42L41 197V194L39 193L38 195H37V198L39 199H37L36 197H35V195L30 191ZM38 189V190H37ZM41 189H42V191H44V192H42L41 191ZM46 189V190H45ZM25 191V192H27V198H28V196H30L31 197V202H29V203H25V204H27V205H30V207H28L27 206V208H32V206H34V209H36V210H39V209H37V207L38 208H40V206H41V204H40V202H41V198L43 199L44 197L46 198H44L42 201L45 203V201L47 202V204H44L43 202H41V203H43L44 205H46V209H47V206H48V209H47V213L44 211L45 210V208H44V210L42 211H40V212H42V214H40V212H38L37 213V211L35 210L34 211V213H35V215H34V213L32 214V213H24L23 212V214H32L31 216H35V217H30V215H28V216H24L23 214H21L22 213V211H26V206H25V204L24 205H22V203H21V201L17 198H15V196L17 197H19V198H23L25 195H26V193L24 192H22L21 193V191ZM20 193H19V192ZM37 191H38V193H37ZM45 191L47 192V193H45ZM52 191V190H51ZM16 192H17V195H16ZM31 192V193H30ZM9 193V192H8ZM37 193V194H36ZM19 194H20V196H19ZM25 194V195H24ZM33 194V195H32ZM22 195H24L23 197H22ZM43 195V194H42ZM1 196H2V198H1ZM5 197V198H4ZM11 197V198H10ZM12 197L13 198H15V200H13L12 199ZM29 197V198H30ZM33 197V198H32ZM41 197V198H40ZM48 197H49V199H48ZM25 199H26V196L24 197ZM36 198V199H35ZM6 199V200H5ZM10 199H11V201H10ZM25 199H21L22 201H24ZM34 200V201H33ZM37 200V201H36ZM61 200V199H60ZM8 201V202H7ZM19 202V204H21V208H22V211H20L19 210V208H18V206H20V205H18V202ZM27 201V200H26ZM29 201V200H28ZM33 201V202H32ZM59 202V203H58ZM4 205H3V204ZM8 203V204H7ZM17 204V209H15V207H16V204ZM36 203V204H35ZM33 204V205H32ZM38 204L40 205V206H38ZM42 204V206H41V208L42 207H44V205ZM57 204H60V205H58L57 207H58V209H59V206H60V209H61V207H62V212L60 211V209L59 210H57V207H55ZM32 205V206H31ZM37 207H36V206ZM54 207H53V206ZM264 205V204H263ZM262 205V206H263ZM8 206V207H7ZM12 206V208H10ZM24 208H23V207ZM49 207H53V208H51V209H53V210H51ZM15 210H14V209ZM20 208V209H21ZM40 208V209H41ZM74 208V209H73ZM3 209V210H2ZM33 209V208H32ZM43 209V208H42ZM50 209V210H49ZM262 209H263V212H264V206L262 207ZM28 210V209H27ZM56 210V212L58 211H60L61 213L59 214L58 212V214L56 213V212H54ZM69 210H70V212H69ZM71 210H73V212H71ZM19 211L21 212L20 214L22 215V217H21V215L19 214V215H17V213H19ZM30 211V210H29ZM75 211V212H74ZM4 212V213H3ZM11 212H13V213H11ZM16 212V213H15ZM27 212V211H26ZM45 213V215H44V213ZM51 212H54L55 214H53V213H51ZM48 213H51L50 215H51V217H50V215L48 214ZM72 213V214H71ZM13 214V216H11V215ZM38 214V215H37ZM67 214V215H66ZM15 215H17V216H20V218H18L17 216H15ZM47 215H49V216H47ZM24 216V217H23ZM38 216V217H37ZM41 216V217H40ZM44 216H46V221H45V219L43 218ZM16 217V218H15ZM63 217V218H62ZM13 218V219H12ZM25 218V219H24ZM27 218V219H26ZM34 218V219H33ZM43 218V219H42ZM51 218V219H50ZM62 218V219H61ZM71 218H72V216H71ZM10 219V220H9ZM16 219H18V221H19V219L20 220H22V221H24V220H27L28 222H26V221H24V222H26L25 224L27 225L28 223H29V221H30V224L31 225H34V223L36 224L37 223V229L35 228V227H25V225H24V222L22 223V221L21 222H18V221H16ZM30 219V220H29ZM43 221H45V224L48 226V227H46L45 226V224H44V221L42 222V223H40L41 222V220ZM12 220H13V222H12ZM36 220V221H35ZM59 220V222H57ZM4 221H5V225L7 226H4ZM9 221L10 222H12V223H15V224H17L16 222H18L19 224H18V228L20 227L21 228V230L22 231H24L25 230V232H23V233H21V234H23V236H21L20 238L21 239H19V236H18V230L20 229H18L17 227H16V229L14 228V229H12L11 228V230L13 231V230H17L16 231V233L14 234V235H16V237L13 239V241H11V243L9 244V242H8V244H7V232L10 230V228L8 227V223H9ZM31 221L33 222V224L31 223ZM38 221V222H37ZM40 221V222H39ZM48 221V222H47ZM61 221V222H60ZM2 222V223H1ZM11 223V224H12ZM38 223H40V224H44V226L43 225H41L40 227H43V231L44 232H42L41 230V228L40 227H38ZM57 225L56 226V228H57V230L59 231V230H64L65 228H62V227H64V225ZM65 224V223H64ZM51 225V226H50ZM66 225V224H65ZM30 226V225H29ZM11 227H13V224H12V226ZM14 227H15V225H14ZM44 227H46L47 229H49L48 231L44 228ZM53 228H52V230L53 229H55L56 230V228H55V225L54 226H52ZM60 227H61V229H60ZM66 227V226H65ZM7 228V229H6ZM29 228V229H28ZM36 229L37 230V232L36 233H33L34 231H33V229ZM38 228H40V231L38 230ZM31 231H32V233H31ZM47 231V232H46ZM38 232H40L41 234L43 233V235H37V233ZM13 233H14V231H13ZM47 233V234H46ZM45 234V235H44ZM20 235V234H19ZM18 236V237H17ZM44 238H42V237ZM51 236H49L48 238H47V240L50 238ZM22 239H24V240H22ZM27 239V240H26ZM20 240H22V242L20 241ZM17 241V242H16ZM56 241V243L58 244L59 243V241L57 242V240H55L54 239V242ZM21 242V243H20ZM23 242H25V243H23ZM53 242V244H55V245H53L52 243H51V246H58V245H56V243H54ZM19 243V244H18ZM12 244V245H11ZM17 244H18V247H17ZM23 244H25V246L23 245ZM27 244H29V245H27ZM4 245V247H6V251L5 250H2V248L4 249V247H2ZM11 245V246H10ZM21 245V246H20ZM26 245H27V247H26ZM35 245V246H34ZM8 246V247H7ZM25 247V248H24ZM7 248H8V250H7ZM17 250H16V249ZM15 249V250H14ZM29 250V251H30ZM8 251V252H7ZM16 252H15V254L14 255H17L16 254ZM20 252V251H19ZM6 254H8L9 256L8 257H6ZM35 254V253H34ZM33 254V255H34ZM25 255V254H24ZM24 257L25 256H23V257H21L22 259H24ZM28 257V256H27ZM2 258V259H1ZM12 258V259H11ZM12 260V261H11ZM33 260H34V258H33ZM6 261H4V262H6ZM31 261H32V259H31ZM36 261V260H35ZM35 261H34V263L33 264H35ZM145 261L146 260H144V259H142V264H145ZM150 261V260H149ZM9 261H7L6 263H8ZM33 262V261H32ZM40 262V261H39ZM42 262V261H41ZM43 262H44V260H43ZM42 262V263H43ZM42 263H38V260H37V263L36 264H42Z\"/></svg>",
	"mask_w": 264,
	"mask_h": 264
}]
</instances>
